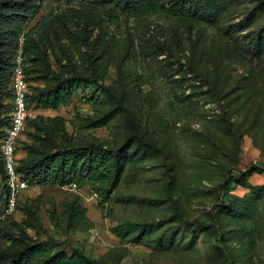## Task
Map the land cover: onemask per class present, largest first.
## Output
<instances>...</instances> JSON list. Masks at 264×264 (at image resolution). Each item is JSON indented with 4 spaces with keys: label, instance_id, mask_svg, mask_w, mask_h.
<instances>
[{
    "label": "rangeland",
    "instance_id": "obj_1",
    "mask_svg": "<svg viewBox=\"0 0 264 264\" xmlns=\"http://www.w3.org/2000/svg\"><path fill=\"white\" fill-rule=\"evenodd\" d=\"M184 3L197 15L167 13ZM164 4L165 12L136 18L92 0H46L30 24L40 26L30 57L37 63H27L40 78L32 86L58 91L75 78L88 81L99 56L109 67L100 87L89 81L68 105L31 108L19 167L32 162L26 146L47 147L51 138L113 150L128 142L130 149L109 198L95 184L30 186L4 227L12 239L0 240V258L30 238L94 259L111 254L120 264H264V4ZM105 88L122 107L102 105ZM112 111L108 126L89 128ZM75 197L89 230L72 231L61 217Z\"/></svg>",
    "mask_w": 264,
    "mask_h": 264
},
{
    "label": "trees",
    "instance_id": "obj_2",
    "mask_svg": "<svg viewBox=\"0 0 264 264\" xmlns=\"http://www.w3.org/2000/svg\"><path fill=\"white\" fill-rule=\"evenodd\" d=\"M92 1L99 9L104 8L129 13L136 18H144L166 11L164 0ZM45 2L46 0H0V139L4 137L6 129L10 126L11 104L9 101L12 98L10 83L15 58L21 46L26 66L25 73L30 83L29 104L31 108L41 107L43 109L58 110L61 106L68 105L71 102L77 88L88 85L89 81L100 87L99 83L102 81L103 84L106 78L109 65L106 63V68L103 70L106 56H99L92 60L93 71L88 81L75 78L74 80L78 81L76 84L73 83V80L68 89L58 91L44 90L32 86L33 81H40V78L36 76V69L27 67V63H37V60H31L30 57L33 53L38 52V48L34 45L33 36L40 26L38 25L37 28L33 29L29 27L38 17ZM261 2L264 4V0H261ZM180 12L167 11V13L179 19L197 15V12L185 8V3L181 4ZM22 39L23 43H21ZM104 93L106 97L102 105L108 104L109 100L111 103L114 102L122 107L116 91L105 88ZM114 117L115 111H112L100 118H94L89 128L100 129L106 127ZM38 121L39 118L35 121L36 129L40 128ZM31 136L34 137L35 135L31 134ZM25 149L29 151V159L32 162L19 167L17 158V169L23 179L28 182L29 187L65 188L76 185L77 189H80L83 186L95 184L98 185L101 197L109 198L117 189L125 173L126 157L130 148L128 142L116 150L105 149L96 142L85 146L71 147L70 145H58L51 138L47 147L31 148L26 146ZM8 196L6 172L0 155V214L6 205ZM169 197L177 214H179L176 201L172 196ZM20 206L21 203L18 205L17 211L20 210ZM61 217L72 231L89 230L93 227V223L87 217V209L78 197H75L70 204L63 208ZM12 218L13 216L7 220H0V240L12 239L4 233L6 223ZM54 221H58V218H55ZM56 246L58 247V242L53 240L35 241L28 238L21 242L16 251L2 256L0 263L1 261H11L14 264H120L113 260L111 254L94 259L84 249L72 248V253L69 254L64 249L54 251Z\"/></svg>",
    "mask_w": 264,
    "mask_h": 264
},
{
    "label": "built area",
    "instance_id": "obj_3",
    "mask_svg": "<svg viewBox=\"0 0 264 264\" xmlns=\"http://www.w3.org/2000/svg\"><path fill=\"white\" fill-rule=\"evenodd\" d=\"M23 43V39L21 40ZM25 60L23 57L22 46L15 58L14 69L12 73L10 90L12 98L10 111V126L6 133L0 139V155L3 160L6 183L9 190V196L3 211L0 214V220H7L14 216L22 197L29 189V184L23 179L17 169V151L20 140L25 132L26 124L29 120L31 107L29 96L31 94L30 83L25 73ZM72 188H77L76 185Z\"/></svg>",
    "mask_w": 264,
    "mask_h": 264
}]
</instances>
